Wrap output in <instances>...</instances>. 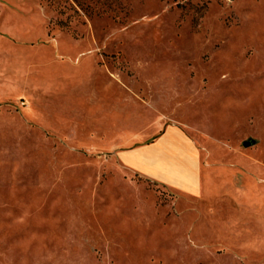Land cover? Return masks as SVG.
Returning a JSON list of instances; mask_svg holds the SVG:
<instances>
[{
  "label": "rangeland",
  "instance_id": "rangeland-1",
  "mask_svg": "<svg viewBox=\"0 0 264 264\" xmlns=\"http://www.w3.org/2000/svg\"><path fill=\"white\" fill-rule=\"evenodd\" d=\"M170 126L199 197L118 158ZM0 264H264V0H0Z\"/></svg>",
  "mask_w": 264,
  "mask_h": 264
},
{
  "label": "crops",
  "instance_id": "crops-1",
  "mask_svg": "<svg viewBox=\"0 0 264 264\" xmlns=\"http://www.w3.org/2000/svg\"><path fill=\"white\" fill-rule=\"evenodd\" d=\"M118 158L132 171L182 194L199 197L204 191L199 151L176 126L150 144L120 152Z\"/></svg>",
  "mask_w": 264,
  "mask_h": 264
}]
</instances>
